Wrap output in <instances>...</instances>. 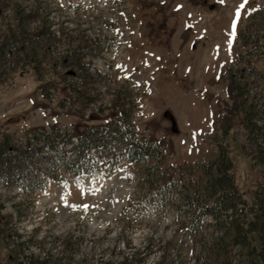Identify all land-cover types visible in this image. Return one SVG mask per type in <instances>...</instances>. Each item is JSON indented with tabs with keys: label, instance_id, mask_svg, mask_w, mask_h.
<instances>
[{
	"label": "rangeland",
	"instance_id": "obj_1",
	"mask_svg": "<svg viewBox=\"0 0 264 264\" xmlns=\"http://www.w3.org/2000/svg\"><path fill=\"white\" fill-rule=\"evenodd\" d=\"M18 1L34 14L26 35L46 22L53 39L35 62L0 61V140L107 123L120 95L138 138L161 147L164 177L151 191L127 160L35 192L0 176V264L31 255L48 264H262L222 238L210 214L197 221L185 211L187 190L204 184L202 166L221 147L249 206L264 180L244 116L249 109L264 126V0H247L238 19L243 0H1L0 45L8 40L12 52Z\"/></svg>",
	"mask_w": 264,
	"mask_h": 264
},
{
	"label": "trees",
	"instance_id": "obj_2",
	"mask_svg": "<svg viewBox=\"0 0 264 264\" xmlns=\"http://www.w3.org/2000/svg\"><path fill=\"white\" fill-rule=\"evenodd\" d=\"M14 4L13 12L17 25L15 28L7 29V36L13 40L16 51L12 52L9 49L8 40L2 43L0 61L17 64L35 62L38 50L49 48L53 34L45 22L39 32L27 36L28 31L23 27H27L25 24L27 18H31L30 15L34 14L24 15L26 9L23 5L19 1ZM34 39L36 42H33ZM72 55L75 54L67 56ZM81 62L80 59H74L71 64L79 68ZM230 88L238 93L239 87L233 78L230 79ZM112 101L113 106L118 109L117 115L104 124L88 125L83 130H61L57 127H52L50 130L38 129L26 137L23 143L15 142L10 134H6L0 140V176L8 174L9 179L13 177L17 182H21L25 189L35 192L51 182H66L69 174L98 175L104 167L115 168L120 162L127 160L132 166L143 169L146 182L152 187L151 191L161 187L159 182L164 177L162 172L160 173V165L163 161L161 147L155 141L138 138L129 111L119 105L120 95ZM249 112V109L244 111L249 137L254 141L252 144L255 150L262 154L264 126L253 121L254 115L253 113L250 115ZM202 172L205 175L204 184L192 188V191L190 188L187 190L185 214L190 218L196 216L197 221H200L205 214H210L219 224L218 229L224 228L222 238L225 235L230 236L233 246H244L249 256H256L264 264V180L255 191L253 205L249 206L235 183L232 173L233 162L225 147H221L217 158L202 166ZM165 183L166 180L162 185ZM201 210H203L202 215H199ZM245 210L252 214V218L242 222L240 216H244ZM222 216L224 219L220 223L219 218ZM248 234H253L251 240L254 238V241L259 243L257 247L252 245L251 241H247ZM227 253L230 255L232 248L227 249ZM131 259L127 257L124 261L127 263ZM49 262V257L40 259L31 255L26 257V261H18L17 264H48Z\"/></svg>",
	"mask_w": 264,
	"mask_h": 264
},
{
	"label": "snow or ice",
	"instance_id": "obj_3",
	"mask_svg": "<svg viewBox=\"0 0 264 264\" xmlns=\"http://www.w3.org/2000/svg\"><path fill=\"white\" fill-rule=\"evenodd\" d=\"M246 2H247V0H243V2L235 10V16H236L237 19L240 16L241 9H243L245 7ZM235 27H236V21L234 20L233 24H232L233 31H232V34H231L233 37L235 36ZM117 67H120V66L118 65ZM74 207H84L85 209H87L88 205H78V206H74Z\"/></svg>",
	"mask_w": 264,
	"mask_h": 264
},
{
	"label": "water",
	"instance_id": "obj_4",
	"mask_svg": "<svg viewBox=\"0 0 264 264\" xmlns=\"http://www.w3.org/2000/svg\"><path fill=\"white\" fill-rule=\"evenodd\" d=\"M70 72L74 73L73 71H70ZM165 114H167V112ZM170 119H171L172 123L175 125L176 124V120H175L173 115H170Z\"/></svg>",
	"mask_w": 264,
	"mask_h": 264
}]
</instances>
